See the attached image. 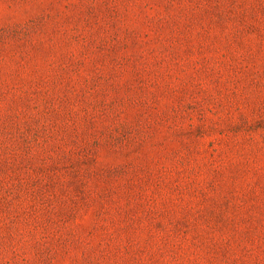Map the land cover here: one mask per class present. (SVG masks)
<instances>
[{
    "label": "rangeland",
    "instance_id": "obj_1",
    "mask_svg": "<svg viewBox=\"0 0 264 264\" xmlns=\"http://www.w3.org/2000/svg\"><path fill=\"white\" fill-rule=\"evenodd\" d=\"M0 264H264V0H0Z\"/></svg>",
    "mask_w": 264,
    "mask_h": 264
}]
</instances>
